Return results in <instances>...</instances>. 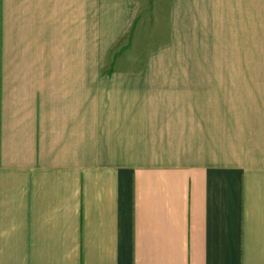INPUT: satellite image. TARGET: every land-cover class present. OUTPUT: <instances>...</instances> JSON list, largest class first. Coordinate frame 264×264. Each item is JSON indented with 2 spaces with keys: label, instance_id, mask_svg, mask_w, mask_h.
Here are the masks:
<instances>
[{
  "label": "crops",
  "instance_id": "crops-1",
  "mask_svg": "<svg viewBox=\"0 0 264 264\" xmlns=\"http://www.w3.org/2000/svg\"><path fill=\"white\" fill-rule=\"evenodd\" d=\"M91 1L0 0V264H264V0H169L194 66L93 69L146 12Z\"/></svg>",
  "mask_w": 264,
  "mask_h": 264
},
{
  "label": "rangeland",
  "instance_id": "rangeland-1",
  "mask_svg": "<svg viewBox=\"0 0 264 264\" xmlns=\"http://www.w3.org/2000/svg\"><path fill=\"white\" fill-rule=\"evenodd\" d=\"M168 1L169 0H140L142 5L141 9L143 8L142 12H146L145 21H141L144 26H139V28H137L138 31L135 29V33H132L131 37L128 35L120 41L117 47L114 48V51L112 50L111 57H108L107 59L103 57L104 53L101 52L103 48L100 46V28L92 27V47L90 58V65L92 69L103 65L109 67L114 66V59L117 55H121L122 51L128 47H134L136 45V50L134 52L128 51L127 53H124L126 57L123 60V64H121L122 66H194L195 60L190 55H193V53L186 54L185 47H182L179 44V36L177 34L175 35L174 42L170 44L171 40L169 37V28L166 23L168 22L167 14L163 13V10L168 6ZM97 5L98 1H91L92 14L95 12L94 9ZM97 32H99V34ZM131 42L134 44H131ZM190 50L193 51V47ZM223 53L225 54V52ZM209 62V65L214 67L227 65L226 58L210 60ZM170 157H172L173 161H175L178 158V155H171Z\"/></svg>",
  "mask_w": 264,
  "mask_h": 264
}]
</instances>
